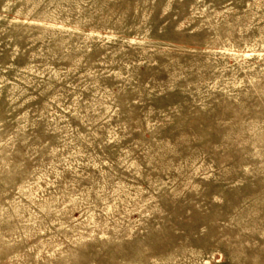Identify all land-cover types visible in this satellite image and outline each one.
<instances>
[{
    "label": "rangeland",
    "instance_id": "obj_1",
    "mask_svg": "<svg viewBox=\"0 0 264 264\" xmlns=\"http://www.w3.org/2000/svg\"><path fill=\"white\" fill-rule=\"evenodd\" d=\"M0 264H264V0H0Z\"/></svg>",
    "mask_w": 264,
    "mask_h": 264
}]
</instances>
